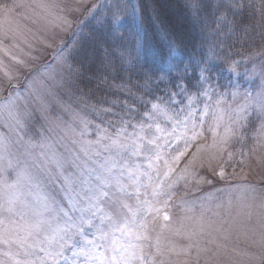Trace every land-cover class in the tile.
I'll return each instance as SVG.
<instances>
[{
  "label": "rangeland",
  "instance_id": "1",
  "mask_svg": "<svg viewBox=\"0 0 264 264\" xmlns=\"http://www.w3.org/2000/svg\"><path fill=\"white\" fill-rule=\"evenodd\" d=\"M102 3L104 0H0V103L11 98L13 112L18 114L16 119L7 109L0 114V204L9 195L18 194L28 206L30 218H34L33 211L47 204L52 211L45 212V217L59 215L63 223L67 212L77 220L79 212L73 211L72 204L84 205L82 197L88 195L84 181L97 183L89 174L101 171L107 155L97 142V126L111 132L109 125L118 121L125 106L134 108L136 111L128 115L139 119V113L156 102L143 97L147 94L139 89L138 97L133 95L118 74L122 58L116 59V65L108 63L105 73L109 75H102L101 83L95 79L99 93L92 92L88 88L92 87L91 63L74 61L63 49L83 16L101 9ZM98 16L87 23L96 25ZM98 53L104 57L101 47ZM255 60L250 62L247 75L254 84L245 81L235 85L219 105L223 119L218 121L221 113L210 110L204 117L202 134L190 141L178 161L172 160L176 150L164 151L173 171L159 195H152L156 184L141 188L140 200L147 199L154 209L143 214L144 226H139L140 217L125 210L120 222L129 221L131 234L116 233L115 238L119 244L133 245L126 253L130 264H264V110L259 107L264 105V55ZM114 72L123 83L114 81ZM109 90L114 92L106 98ZM233 92L237 93L235 98ZM138 98L140 105L130 104ZM216 99L213 95L211 102ZM244 105L246 118L234 124L236 112ZM251 118L254 123H250ZM158 119L162 127L172 131L169 121ZM229 127L231 132L226 131ZM185 138L183 125L177 126L173 143L180 151ZM158 169L161 176L157 184L167 170L163 161ZM124 202L133 211L139 203L135 196L125 197ZM22 207L17 204V209ZM104 208L111 213L106 205ZM7 216L0 210V217ZM82 227L91 239L92 229ZM44 235L41 232L39 239ZM75 240L79 241L76 248L67 247L58 258L59 264H84V255H73L80 252L83 238L75 236ZM31 252L26 254L18 244L0 240V264H42L39 258L43 264H52V258L39 248L35 255ZM101 252L111 255L110 250L96 249L97 255Z\"/></svg>",
  "mask_w": 264,
  "mask_h": 264
},
{
  "label": "trees",
  "instance_id": "2",
  "mask_svg": "<svg viewBox=\"0 0 264 264\" xmlns=\"http://www.w3.org/2000/svg\"><path fill=\"white\" fill-rule=\"evenodd\" d=\"M100 7L82 17L63 46L74 61L91 63L92 92L99 93L95 79L101 83L109 75L108 63L122 58L118 74L136 97L139 89L145 98H167L180 83L195 92L202 69L217 91L229 93L249 80L250 62L264 55V0H104ZM97 13V26L88 24ZM118 74L111 77L123 83ZM109 92L114 91H106V98ZM138 99L130 104L140 105Z\"/></svg>",
  "mask_w": 264,
  "mask_h": 264
},
{
  "label": "snow or ice",
  "instance_id": "3",
  "mask_svg": "<svg viewBox=\"0 0 264 264\" xmlns=\"http://www.w3.org/2000/svg\"><path fill=\"white\" fill-rule=\"evenodd\" d=\"M39 6L44 7V5ZM113 19H120L118 13H113ZM84 55L87 57V53ZM12 59L17 63H22L16 57H12ZM2 68L3 62L0 61V69ZM230 70H235V62ZM204 71V69L201 70L202 74L197 80L199 87H196L195 92H190L186 84H177L175 85L177 91L167 92L166 99L164 96L155 97L156 102H150V108L146 107L143 113H139V119L136 116L128 115V113L136 111L134 108L125 106L124 113L118 114V121L109 125L111 132L108 127L97 126L99 130L97 142L102 144L103 151L107 155L104 163L100 166L101 171L89 174L90 176L94 175L97 183L90 185V181H84L88 188V195L82 197L84 205L72 204L73 211L79 212L78 222L73 220L67 212H64L67 219L63 223L60 222L59 215L45 217V212L52 211V208L47 204L43 206L42 210L33 211L32 217L34 218H30L26 210L28 206L19 199L18 194L13 193L8 196L5 203L0 204V210L8 213L7 217H0V240L5 243L18 244L26 254L32 250L31 254L35 255V249L39 248V251L52 258V264H59L58 258L63 257L67 247L75 249L79 243L75 240V236H80L83 238V246L79 253L74 251L73 255H84L86 258L84 264H130L126 253L133 245L130 243L127 246L119 244L115 238L116 233L131 234L129 221L124 219L122 223L120 222L125 210L132 212L133 217H140L138 223L140 227H143V214L154 209L147 199L140 200L141 188L147 189L152 184H156L152 195H159L165 181L173 171L168 159L164 158V151L170 153L176 150L177 154L172 157V160L178 161L186 154L190 141L197 139L202 134L204 117L208 116L210 110L221 113L217 117L218 121L223 119V109H220L219 105L225 102L228 93L218 92V84H213L211 79L203 74ZM71 72L70 67L69 73L71 74ZM5 74H8L6 70ZM213 95L217 97L214 104L211 102ZM231 95L235 98L237 93L233 92ZM201 96L205 97L204 101L200 100ZM201 103L202 107L199 106ZM13 107L14 101L9 98L8 101L0 103V114L7 109L8 115L16 119L18 114L13 112ZM259 107L264 110V105ZM246 110L247 105L239 107L236 112L237 119L233 120L234 124H238L240 120L246 118L244 115ZM104 111H110V109ZM158 117H163L164 120L171 123V132L161 126ZM17 122L19 123V120ZM180 125H183L187 137L184 140L183 151L178 150L173 143L176 127ZM189 131L191 135L187 136ZM226 131L231 132L232 128L229 127ZM2 146L3 139L0 137V147ZM161 161L167 170L163 172V179H160L157 184L156 181L161 176L158 169V164ZM221 175H223L222 172ZM142 177L147 179V184L142 181ZM8 187L14 188L15 186L9 185ZM168 187L171 188L172 185H168ZM132 196H135L139 202L135 211L124 202L125 197ZM18 203L23 207L17 209ZM105 205L111 209V213L105 211ZM164 219H168L167 215ZM82 225L92 229L91 239L85 235ZM41 232L45 233L43 239H39ZM136 238L139 239V236ZM41 245H45V247H41ZM100 248H104L106 251L110 250L111 255L106 256L103 252L97 255L96 249ZM39 259L43 264V258ZM26 264H35V261H28Z\"/></svg>",
  "mask_w": 264,
  "mask_h": 264
}]
</instances>
